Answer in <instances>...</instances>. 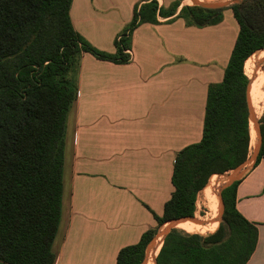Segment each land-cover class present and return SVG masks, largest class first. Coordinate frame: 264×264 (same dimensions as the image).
Here are the masks:
<instances>
[{
  "label": "trees",
  "instance_id": "obj_1",
  "mask_svg": "<svg viewBox=\"0 0 264 264\" xmlns=\"http://www.w3.org/2000/svg\"><path fill=\"white\" fill-rule=\"evenodd\" d=\"M71 1L0 0V264L54 262L66 118L77 96L75 73L81 55L127 62L124 50L130 47L132 30L141 23H156L157 15H174L182 0L171 11L158 8L156 1L135 7L120 33L123 36L114 40V53L92 46L74 30ZM226 8L232 10L239 27L236 41L222 80L208 86L201 140L176 154L173 192L162 216H155L158 225L194 216L197 194L208 180L248 158L247 98L254 110L261 96L244 72L257 55L252 54L264 50V0H240L223 9L189 5L180 8L177 16L187 24L212 25L220 22ZM257 72L264 74V65ZM260 132L261 146L252 168L264 157V116ZM239 181L221 191L224 209L219 225L215 230L214 221L204 230L214 232L200 235L171 228L155 248V264H246L258 234L256 226L235 209ZM212 204L218 212L215 196ZM181 222L191 229L198 227L190 220ZM155 233L146 231L137 243L122 247L116 264H142Z\"/></svg>",
  "mask_w": 264,
  "mask_h": 264
},
{
  "label": "crops",
  "instance_id": "obj_2",
  "mask_svg": "<svg viewBox=\"0 0 264 264\" xmlns=\"http://www.w3.org/2000/svg\"><path fill=\"white\" fill-rule=\"evenodd\" d=\"M150 1L165 8L171 0H72L70 20L92 46L114 53L134 8ZM178 11L137 25L127 62L79 59L53 264H116L122 247L161 226L155 216L173 192L174 159L201 140L208 86L222 80L239 29L230 8L205 26ZM239 179L235 209L258 234L246 264H264V157Z\"/></svg>",
  "mask_w": 264,
  "mask_h": 264
},
{
  "label": "rangeland",
  "instance_id": "obj_3",
  "mask_svg": "<svg viewBox=\"0 0 264 264\" xmlns=\"http://www.w3.org/2000/svg\"><path fill=\"white\" fill-rule=\"evenodd\" d=\"M204 1H229V0H204ZM178 2H179V0H171L170 3L165 7V9H162V10L171 11L172 10V7L176 3H178ZM189 5H192V2L190 0H182V1L179 2V6H178L177 9L180 10V8H182L184 6H189ZM159 7L160 6L158 5V8ZM157 16L158 17H164V16H160V15H157ZM260 51H262L263 54H264V50H258L256 52H254L252 55L254 56L255 54H258ZM263 65H264V56L262 57V62H260L257 65V68L258 69L257 68L256 69L262 71V66ZM252 71H253V69L250 68V66H248V64H247L244 73L249 78L250 83L253 81V83H255V85L257 84L258 91H259L260 96H261V102H263L264 101V82H263L264 80L263 81H256L255 79H257V78H253L254 74L251 73ZM262 95H263V101H262ZM261 108L262 109H261V113H260L259 118L256 119V117H255V120L257 121V123H258L259 126H260V121L263 120V116H264V106H262ZM252 110H253V108H252ZM254 116H255V113H254ZM251 130H252V124H250V141H251V143L249 144V153H248V158L247 159H249L252 156L253 150H254V146H255V143H256V135L254 134L255 135V139L253 140L251 138ZM253 163H254V160H252V161H250L248 163H246V162L242 163L241 165L238 166L239 168H238V170H236L237 171L236 173H240V176H241L243 173L247 172L252 167ZM233 173H235L234 169L233 170H230L228 172H225V173H223L221 175H217L216 174V176L215 177H211L208 180L207 184L204 186V188L201 189L198 192L197 197H196V202H195V213H194V217L196 219H198V220L204 221V224L203 225L198 224V227L195 228V230H197L199 232H188L186 230H183L180 227H177L176 225L173 228H175L177 230H180V231H183V232H186V233H190V234L197 233V234H200V235H207L209 233L214 232L217 229L218 225H219L220 219H216L215 218V216H216V210H215V208L212 205V198L215 195V198H216V201H217V205H219V197H218V195L221 194V191H222V190H220V188L226 182V178L228 176L232 175ZM211 183H213V184H211ZM209 184H211L208 188L211 189L210 193H211V196L212 197L205 199L203 192H204V189ZM208 188H206L205 190L208 191ZM223 209H224V204H223ZM217 214H218V212H217ZM214 218L217 221V226H216L215 230H213L212 232H204V229L207 226V224L210 223ZM168 225H169V223H167V221H166V222H164L158 228V230H156V233L154 234V236H155L154 246L148 251V255H149V252L151 250H155L156 244H157L156 243V240H157V237L158 236L161 237V242H162L163 237H164L163 236V233H164L165 229L168 227ZM161 242H160V246H161ZM160 246H159V248H160ZM145 254H146V251H145ZM145 256H144V261L142 262V264H146V262L148 260V256H147L146 259H145ZM155 257H156V255H155ZM155 257H153L154 260H155Z\"/></svg>",
  "mask_w": 264,
  "mask_h": 264
},
{
  "label": "water",
  "instance_id": "obj_4",
  "mask_svg": "<svg viewBox=\"0 0 264 264\" xmlns=\"http://www.w3.org/2000/svg\"><path fill=\"white\" fill-rule=\"evenodd\" d=\"M192 2V5H196L205 9H223L227 6H229L230 4L233 3H238L240 2V0H229V1H204V0H190ZM249 90V86L247 88V93ZM248 96V95H247ZM248 101V120H249V129H250V124H252V129L254 130V133L256 135V143L254 146V150H253V154L249 159H246V163L256 159V157L259 154V150H260V146H261V132H260V126L258 125L257 121L255 120V116H254V112L252 110V107L250 106L249 103V98H247ZM239 167L235 168L234 171L235 173H233L232 175L228 176L226 178V182L222 185V187L220 188V190H223L224 188H226L227 186H229L233 181L237 180L240 178V173H236ZM219 197V205H218V214L216 216V219H220L222 212H223V201L221 198V194L218 195ZM186 220H190L193 221L195 223L204 224V221L198 220L196 219L194 216L192 217H183V218H178V219H172L167 221V223H169L168 227L165 229L163 236H165L169 230L171 228H173L177 223L181 222V221H186ZM154 241H155V236L150 240V242L148 243L147 247H146V256L145 259L148 256V251L154 246ZM155 262V260H154Z\"/></svg>",
  "mask_w": 264,
  "mask_h": 264
},
{
  "label": "bare ground",
  "instance_id": "obj_5",
  "mask_svg": "<svg viewBox=\"0 0 264 264\" xmlns=\"http://www.w3.org/2000/svg\"><path fill=\"white\" fill-rule=\"evenodd\" d=\"M264 56V54H263V52H261V53H259V54H257V55H255L254 57H252L250 60H249V62H248V66H250V68H252L253 69V71L251 72L252 74H254V76H253V78H257V79H255L256 81H263L264 80V74H261V73H258L257 72V65L260 63V62H262V58L260 59V60H257V61H255L254 62V64L252 65V63H253V61H254V59H256V58H258V57H263ZM260 79V80H259ZM255 82V81H254ZM264 82V81H263ZM262 101H263V99H262ZM262 106H264V101L263 102H261V101H259L258 103H257V105L255 106V108H254V113H255V117H256V119H258L259 118V116H260V113H261V107ZM255 133H254V130L252 129L251 130V138L254 140L255 139V135H254ZM251 139V140H252ZM251 143V142H250ZM213 184V183H212ZM209 187V186H208ZM207 187V188H208ZM208 191L210 192L211 191V189H209L208 188ZM211 196V194H209V197ZM215 196V195H214ZM208 197V195H207V198H209ZM213 205V204H212ZM213 207L215 208V210H216V207L213 205ZM216 216H217V210H216ZM216 216H215V218H216ZM215 218L210 222V223H208L207 224V226L205 227V229L212 223V222H214V221H216L215 220ZM176 226L177 227H181L182 229H184V230H186V231H188V232H199V231H197V230H195V229H191V228H189L188 227V225L187 224H185L184 222H179V223H177L176 224ZM204 229V230H205ZM201 233V232H200ZM161 241V237L160 236H158L157 237V240H156V246L159 244V242ZM153 257H155V250H151L150 252H149V264H150V262L152 261V260H154L153 259ZM146 264H147V262H146Z\"/></svg>",
  "mask_w": 264,
  "mask_h": 264
},
{
  "label": "built area",
  "instance_id": "obj_6",
  "mask_svg": "<svg viewBox=\"0 0 264 264\" xmlns=\"http://www.w3.org/2000/svg\"><path fill=\"white\" fill-rule=\"evenodd\" d=\"M126 35H128V31H126L125 36H126ZM122 36H123L122 34L118 35L117 40H119ZM124 52L127 53V54L129 55V50H128V49H125ZM129 57H130V56H129Z\"/></svg>",
  "mask_w": 264,
  "mask_h": 264
}]
</instances>
